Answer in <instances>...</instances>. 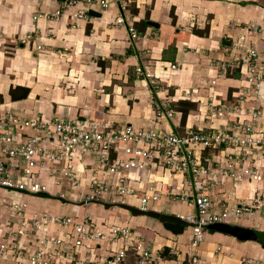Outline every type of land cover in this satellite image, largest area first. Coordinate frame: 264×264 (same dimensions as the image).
<instances>
[{"label": "crops", "instance_id": "1", "mask_svg": "<svg viewBox=\"0 0 264 264\" xmlns=\"http://www.w3.org/2000/svg\"><path fill=\"white\" fill-rule=\"evenodd\" d=\"M65 1L0 0V97L4 101L1 112L9 111L25 120L40 119L47 123L79 121L115 128L133 125L185 135L199 128L218 130L226 125L231 127L239 120L252 121L250 109L264 108V101L257 99L254 86L248 81L247 67L240 64L232 51L234 41L244 36L247 47L256 45L264 49L261 37L254 44V37L264 34V0H128L126 11L121 10L116 0H106L109 1L108 9L91 10L101 17L89 14L86 20L73 19L71 13L81 6L68 11L59 20L50 16L64 6ZM242 2L249 4L242 6ZM259 12L262 18L257 15ZM38 15L42 16L35 20ZM122 16L127 24L135 26L137 39H131L127 25L116 23ZM142 21L146 22V28L137 27ZM149 22L157 24L158 28L150 26ZM256 24L263 31L251 34L248 27ZM207 27L208 34H194L195 29L204 31ZM27 35L32 36L29 42L25 40ZM226 41L231 45H224ZM38 46L43 50H38ZM223 64L228 65V72L218 77ZM137 68L149 72L152 78L138 76ZM211 97L215 105L222 104L230 110L222 117L214 115L209 106ZM179 99L200 103L199 111L189 116L185 126L181 125L182 115L174 105ZM157 105L173 109L174 118L159 119ZM235 107L243 108L244 116L234 114ZM259 124L264 128V120ZM26 133L44 136L42 131L32 129H27ZM51 144L43 142V146ZM233 152L232 148L221 147L208 150L206 154L198 152V157L208 154L216 169L221 170L225 168L227 154ZM250 160L249 164L264 169L262 158ZM98 162L97 155L76 159L80 179L76 187L67 183L55 185L54 177L44 174L39 182L48 185V193L32 195L0 190V240L6 241L26 221L27 233L19 239L34 251L39 249L43 237L66 239L70 228L51 225L39 237L29 226L33 219L89 216L92 227L94 224L107 230L113 226L129 227L134 237L143 238L153 249L158 257L156 264H190L191 227L176 215L196 214L194 207L164 196L155 205L158 209L148 212L165 219V223L183 225L184 231L179 235L167 230L165 223L157 218L148 214L134 216L126 209L139 211V200L150 186L171 194L188 191L190 187L184 177L162 169L134 170L128 173L130 186L135 190L129 206L78 204L92 190L91 177ZM12 164L17 165L12 173L21 175L18 162ZM99 179H108L113 185L117 182L116 175L102 172ZM217 181L218 185L209 194L219 208L236 201L250 202L261 189V186L254 188L253 182L248 180L218 177ZM14 203L28 205L21 216L12 213ZM223 225L227 226V232L208 230L200 251L202 257L221 264H245L244 260L248 259L264 263V245L232 235L237 227L264 234V210L239 218L230 217ZM99 243H94L91 256L87 250H83L82 255L87 253L91 259L106 258L124 247L122 241ZM218 248L222 250L220 255L216 254ZM167 249L169 256H164ZM125 263L135 264L133 254L129 253ZM0 264H18V260L8 255L0 258Z\"/></svg>", "mask_w": 264, "mask_h": 264}, {"label": "built area", "instance_id": "2", "mask_svg": "<svg viewBox=\"0 0 264 264\" xmlns=\"http://www.w3.org/2000/svg\"><path fill=\"white\" fill-rule=\"evenodd\" d=\"M116 2L122 11H126L128 0ZM79 6L81 9L73 11ZM108 7L109 1L106 0H66L64 6L50 16L59 20L68 11H73V19L86 20L89 19V11L106 10ZM41 16L38 15L34 19L38 20ZM116 23L127 25L132 40L138 38L135 26L133 23L127 24L125 16L118 18ZM248 28L251 34L261 33L264 29L257 25ZM31 39V35L25 37L28 42ZM246 39L244 36L239 41H234L232 51L236 53L240 64L247 67L248 81L254 86L257 99L262 102L264 49L261 50L256 45L247 47ZM37 48L43 50L42 46ZM228 68L226 64L221 65L218 77L225 76ZM137 74L145 79L152 78V75L142 68H137ZM213 84H216V81H213ZM214 101L211 97L209 106L214 115L222 117L230 110L222 104L215 105ZM3 103L0 97V107ZM156 109L159 119H173L175 116L171 108L157 105ZM232 110H236L234 114L244 116L243 108L235 107ZM249 115L252 121L239 120L231 127L226 125L221 129L209 131L196 129L182 135L133 125L115 128L111 125H87L79 121L47 123L40 119L25 120L9 111H0V190L9 189L32 195L48 193V185L39 182V178L44 174L54 177L55 185L67 183L76 187L80 181L76 159L84 155H97L99 162L97 169L92 173V190L78 204L129 206L130 199L135 196V190L130 186L128 173L134 170L146 172L149 169L169 171L184 177L190 189L180 194H171L150 186L139 200V211L148 213L158 209L155 205L160 203L164 196L179 199L194 207L196 214L176 215L180 221L191 227L189 263L221 264L219 261L211 263L200 254L210 227L225 224L230 217L239 218L264 210V169L260 170L256 165L248 163L250 158L255 161L261 158L264 160V128L259 124V121L264 120V108L254 107L250 109ZM27 129L42 131L44 136L28 135ZM44 141L52 143L51 146H43ZM221 147L234 149L233 153L227 154L225 168L221 170L216 169L211 156L198 157V152L218 150ZM13 161H17L22 170L19 176L12 173L17 168V165L12 164ZM101 172L116 175L115 185L108 179H99ZM218 177L256 182L261 184V189L250 202L236 201L219 208L209 194V191L218 185ZM27 207L26 203H14L12 213L21 216ZM51 225L70 228V233L66 234V239L55 236L42 238L39 249L31 251L19 239L27 233V222L24 221L18 232L9 235L6 241L0 240V258L14 255L18 264H126L131 253L135 257V264L157 263L158 257L150 245L143 238L134 237V232L129 227L113 226L108 230L96 224L92 227L89 216L79 219L71 216H47L33 219L29 224L37 232L47 231ZM108 240L122 241L124 247L106 258L91 259L87 253L82 255V251L87 250L91 256L93 245ZM221 251L218 248L216 254L220 255ZM171 253L175 254V251ZM244 263L264 264L251 259L244 260Z\"/></svg>", "mask_w": 264, "mask_h": 264}, {"label": "water", "instance_id": "3", "mask_svg": "<svg viewBox=\"0 0 264 264\" xmlns=\"http://www.w3.org/2000/svg\"><path fill=\"white\" fill-rule=\"evenodd\" d=\"M248 4L249 3H247V2L240 3V5H242V6H247ZM89 14L93 17H101V14L97 13L95 11H89ZM149 25L158 28V25L153 23V22H149ZM224 45L230 46L231 42L226 41V42H224ZM164 227L167 230L174 233L175 235H179L184 231L183 225H178V224H173V223H165ZM210 229H215V230L227 232V226H225L223 224L213 225L210 227ZM232 235H234L235 237H237L238 239L243 240V241H258L260 244L264 245V234L256 233L255 231H253L251 229L237 227V228L233 229Z\"/></svg>", "mask_w": 264, "mask_h": 264}, {"label": "trees", "instance_id": "4", "mask_svg": "<svg viewBox=\"0 0 264 264\" xmlns=\"http://www.w3.org/2000/svg\"><path fill=\"white\" fill-rule=\"evenodd\" d=\"M146 26H147V24L144 21L140 22V24H137V27L146 28ZM208 33H209V27H207L204 31H198L197 29L194 30V34L199 35V36H203L204 34H208ZM25 91L28 94V90L25 89ZM12 97L15 98L13 91H12ZM174 105H175L176 111L182 115V117H181V125L182 126H185L187 124V120H188L189 116L198 112L199 107H200L199 102H194V101L186 100V99L185 100H181V99L176 100V102H174ZM205 154H206V151H205ZM126 209L129 210L130 213L134 216H138V215H142V214H148L149 216L157 218L158 220H160L162 222L165 221V219L160 218L157 214H155L153 212L141 213L134 208H126ZM165 255L169 256V250L168 249L164 252V256Z\"/></svg>", "mask_w": 264, "mask_h": 264}, {"label": "rangeland", "instance_id": "5", "mask_svg": "<svg viewBox=\"0 0 264 264\" xmlns=\"http://www.w3.org/2000/svg\"><path fill=\"white\" fill-rule=\"evenodd\" d=\"M256 5H258L257 3H256ZM261 4H259L258 6H260ZM261 10H263L262 8H261ZM263 14H264V12H263ZM257 15H260V18H262V14H260V12L259 13H257ZM259 24H261V23H263V21L262 22H258ZM257 25V24H256ZM264 25V24H263ZM259 37H261L262 39H264V34L263 35H261V36H259V35H257L256 37H254V44H256V42L258 41V39H259ZM200 129V128H199ZM202 129V128H201ZM251 185H253V187L254 188H259L260 186H261V184H259V183H256V182H253ZM39 233V237L41 236H43L44 235V233H45V231H43V232H38ZM43 238H47V236L46 237H43ZM105 255V254H104Z\"/></svg>", "mask_w": 264, "mask_h": 264}]
</instances>
